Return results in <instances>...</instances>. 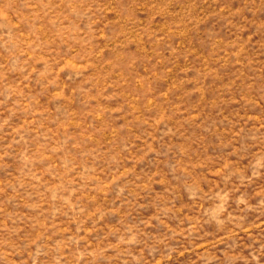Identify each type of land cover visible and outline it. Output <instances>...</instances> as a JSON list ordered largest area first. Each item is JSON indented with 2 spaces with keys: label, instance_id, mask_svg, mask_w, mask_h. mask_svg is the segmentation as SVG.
<instances>
[{
  "label": "rangeland",
  "instance_id": "rangeland-1",
  "mask_svg": "<svg viewBox=\"0 0 264 264\" xmlns=\"http://www.w3.org/2000/svg\"><path fill=\"white\" fill-rule=\"evenodd\" d=\"M0 264H264V0H0Z\"/></svg>",
  "mask_w": 264,
  "mask_h": 264
}]
</instances>
